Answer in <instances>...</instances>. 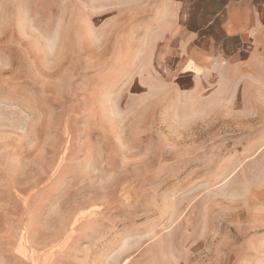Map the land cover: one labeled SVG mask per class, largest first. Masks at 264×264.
Wrapping results in <instances>:
<instances>
[{
  "label": "rangeland",
  "instance_id": "374dc122",
  "mask_svg": "<svg viewBox=\"0 0 264 264\" xmlns=\"http://www.w3.org/2000/svg\"><path fill=\"white\" fill-rule=\"evenodd\" d=\"M213 23L0 0V264H264V44Z\"/></svg>",
  "mask_w": 264,
  "mask_h": 264
},
{
  "label": "crops",
  "instance_id": "0c3cea01",
  "mask_svg": "<svg viewBox=\"0 0 264 264\" xmlns=\"http://www.w3.org/2000/svg\"><path fill=\"white\" fill-rule=\"evenodd\" d=\"M190 10H204L206 25L218 20L229 35L244 34L251 42L264 44V0H184ZM238 51L232 57H238Z\"/></svg>",
  "mask_w": 264,
  "mask_h": 264
}]
</instances>
